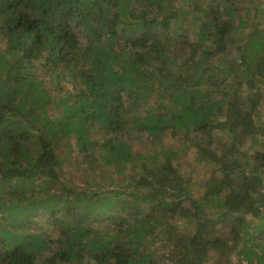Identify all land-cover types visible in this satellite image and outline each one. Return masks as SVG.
<instances>
[{"label": "trees", "instance_id": "16d2710c", "mask_svg": "<svg viewBox=\"0 0 264 264\" xmlns=\"http://www.w3.org/2000/svg\"><path fill=\"white\" fill-rule=\"evenodd\" d=\"M263 86L264 0H0V264H264Z\"/></svg>", "mask_w": 264, "mask_h": 264}, {"label": "rangeland", "instance_id": "374dc122", "mask_svg": "<svg viewBox=\"0 0 264 264\" xmlns=\"http://www.w3.org/2000/svg\"><path fill=\"white\" fill-rule=\"evenodd\" d=\"M263 93H264V86H263ZM261 118L264 119V101L263 105L261 107ZM225 140V138H223ZM226 142V141H224ZM165 144L168 146H173L176 148H179V142L176 139H172L171 137H168L165 140ZM248 148H250V152L254 153L259 150H264V139H262L257 144L248 143ZM136 150H145L146 146H143L141 144L135 145ZM194 151V150H193ZM212 171V167L204 164H197L195 161H190V159H187V161L183 162V169L182 172L187 174V177L190 178L193 190L196 193V196L199 197V195H203L204 193V186L203 183L207 180V178L210 177ZM53 241L56 239L55 235H52ZM238 260L234 258L230 264H238ZM165 264V263H164Z\"/></svg>", "mask_w": 264, "mask_h": 264}]
</instances>
